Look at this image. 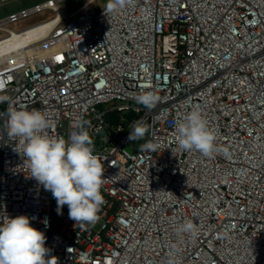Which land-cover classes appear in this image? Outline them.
Wrapping results in <instances>:
<instances>
[{
    "label": "built area",
    "instance_id": "2783aa9c",
    "mask_svg": "<svg viewBox=\"0 0 264 264\" xmlns=\"http://www.w3.org/2000/svg\"><path fill=\"white\" fill-rule=\"evenodd\" d=\"M52 1L0 18V39L16 31L8 24L52 9ZM5 55L0 222L35 217L55 264H264V0L89 8ZM143 91L161 97L156 108L136 103ZM9 108L45 111V131L65 139L87 127L106 178L96 221L76 223L67 205L57 214L51 192L13 150L16 139L4 134ZM193 109L216 134L210 157L178 147L177 125ZM108 112L120 119H106ZM136 121L149 131L130 142ZM148 141L158 150L142 151ZM186 220L199 226L198 238L177 234Z\"/></svg>",
    "mask_w": 264,
    "mask_h": 264
},
{
    "label": "clouds",
    "instance_id": "9594fccd",
    "mask_svg": "<svg viewBox=\"0 0 264 264\" xmlns=\"http://www.w3.org/2000/svg\"><path fill=\"white\" fill-rule=\"evenodd\" d=\"M133 0H107L106 13L117 12L131 6ZM136 103L147 109H154L161 97L154 91H143L135 97ZM10 103L9 97L0 94V104ZM47 113L39 109L9 108L4 134L15 138L18 152L27 165L30 178L51 192L57 202V214H63L68 207L69 218L77 222H94L98 219L101 206L105 203L102 186L105 181L104 164L94 154L93 140L85 125L65 139L63 136L49 135ZM130 142L143 139L149 131L144 121H136L130 126ZM178 147L185 151L196 150L205 157L218 151L216 134L210 128L202 111L191 110L176 128ZM142 151L155 152L159 145L148 141L140 146ZM35 217L22 214L9 216L0 222V264H55V256L47 246L44 230L35 227ZM47 227V217L42 221ZM178 235L190 239L199 236V226L191 220L176 227Z\"/></svg>",
    "mask_w": 264,
    "mask_h": 264
},
{
    "label": "rangeland",
    "instance_id": "374dc122",
    "mask_svg": "<svg viewBox=\"0 0 264 264\" xmlns=\"http://www.w3.org/2000/svg\"><path fill=\"white\" fill-rule=\"evenodd\" d=\"M44 1L47 0H7L5 3L0 4V17L7 15V13L11 11H20L22 9L29 8L37 3H41ZM58 4L62 5L65 8L66 16L73 17L81 12L87 11L89 8L101 10L106 7L107 0H59ZM55 17L56 14L52 9H46L42 10L41 12H36L27 17H24L17 22L10 23L7 26L17 31L32 24L47 20L34 27L17 32L18 34H20L21 37H24L25 34H27L28 32H34L39 29H48L50 21L54 20ZM4 35L5 33L3 31H0V36ZM5 40H8V42H4L7 46L12 44L8 36L0 39V42Z\"/></svg>",
    "mask_w": 264,
    "mask_h": 264
},
{
    "label": "bare ground",
    "instance_id": "6f19581e",
    "mask_svg": "<svg viewBox=\"0 0 264 264\" xmlns=\"http://www.w3.org/2000/svg\"><path fill=\"white\" fill-rule=\"evenodd\" d=\"M58 1L59 0H53L51 2L52 6H53L52 9L55 12L56 17L54 20L50 21L48 29H39V30H36L34 32H28L27 34H25L24 37H21L20 34H18L16 31H13L12 34L8 36L9 40L12 42L11 45L7 46L6 43H4V42H8V40L0 42V62L3 61L4 59L8 58L7 55H5V54L12 52V51H18L19 48L26 49V48H28V45L34 39H40V38L46 36L57 23H59L62 19H64L66 17V10L62 5L58 4ZM52 18H50V19H52ZM50 19H48V20H50ZM45 21H47V20H45ZM45 21H43V22H45ZM43 22H41V23H43ZM41 23H39V24H41ZM34 26H36V25H33L32 27H34ZM29 28H31V27H29Z\"/></svg>",
    "mask_w": 264,
    "mask_h": 264
},
{
    "label": "trees",
    "instance_id": "16d2710c",
    "mask_svg": "<svg viewBox=\"0 0 264 264\" xmlns=\"http://www.w3.org/2000/svg\"><path fill=\"white\" fill-rule=\"evenodd\" d=\"M131 118L134 117V115H130ZM106 119L112 120L113 122H117L120 119V116L116 112H108L106 114Z\"/></svg>",
    "mask_w": 264,
    "mask_h": 264
},
{
    "label": "crops",
    "instance_id": "0c3cea01",
    "mask_svg": "<svg viewBox=\"0 0 264 264\" xmlns=\"http://www.w3.org/2000/svg\"><path fill=\"white\" fill-rule=\"evenodd\" d=\"M7 0H1V2H0V4H3V3H5ZM12 12H15V11H11V12H9V13H7V15H9L10 13H12ZM7 15H5V16H7ZM5 16H3V17H5ZM3 17H0V18H3ZM33 25V24H32Z\"/></svg>",
    "mask_w": 264,
    "mask_h": 264
}]
</instances>
